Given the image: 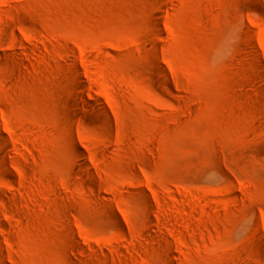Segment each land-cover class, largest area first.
<instances>
[{
  "label": "rangeland",
  "instance_id": "1",
  "mask_svg": "<svg viewBox=\"0 0 264 264\" xmlns=\"http://www.w3.org/2000/svg\"><path fill=\"white\" fill-rule=\"evenodd\" d=\"M0 264H264V0H0Z\"/></svg>",
  "mask_w": 264,
  "mask_h": 264
},
{
  "label": "bare ground",
  "instance_id": "2",
  "mask_svg": "<svg viewBox=\"0 0 264 264\" xmlns=\"http://www.w3.org/2000/svg\"><path fill=\"white\" fill-rule=\"evenodd\" d=\"M70 63H71L73 66H76V62H75V60L70 59ZM78 86H79V85H78ZM79 89L81 90L82 93L85 92V91H87V88H86L85 86H81V87H79ZM82 95H83V94H82ZM80 101H83V102L87 103V100H85L83 97L80 99ZM78 152H79V154H81L80 151H78Z\"/></svg>",
  "mask_w": 264,
  "mask_h": 264
}]
</instances>
